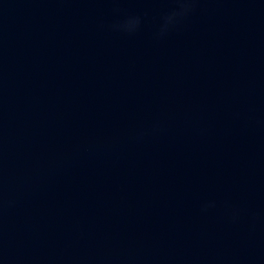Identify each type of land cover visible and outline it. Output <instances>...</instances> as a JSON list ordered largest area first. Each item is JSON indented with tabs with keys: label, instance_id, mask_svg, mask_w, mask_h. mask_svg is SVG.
Here are the masks:
<instances>
[{
	"label": "water",
	"instance_id": "water-1",
	"mask_svg": "<svg viewBox=\"0 0 264 264\" xmlns=\"http://www.w3.org/2000/svg\"><path fill=\"white\" fill-rule=\"evenodd\" d=\"M0 0V264H264V0Z\"/></svg>",
	"mask_w": 264,
	"mask_h": 264
},
{
	"label": "clouds",
	"instance_id": "clouds-1",
	"mask_svg": "<svg viewBox=\"0 0 264 264\" xmlns=\"http://www.w3.org/2000/svg\"><path fill=\"white\" fill-rule=\"evenodd\" d=\"M179 2L181 3V11L180 12H174L172 15L168 16L166 19L168 21H171L173 19V17L177 16V15H181L183 14V12L187 11V5L190 3V0H179Z\"/></svg>",
	"mask_w": 264,
	"mask_h": 264
}]
</instances>
